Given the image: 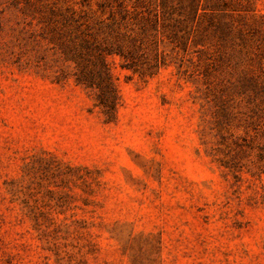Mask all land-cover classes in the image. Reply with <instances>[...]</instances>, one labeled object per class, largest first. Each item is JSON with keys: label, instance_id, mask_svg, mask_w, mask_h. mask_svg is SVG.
Listing matches in <instances>:
<instances>
[{"label": "rangeland", "instance_id": "374dc122", "mask_svg": "<svg viewBox=\"0 0 264 264\" xmlns=\"http://www.w3.org/2000/svg\"><path fill=\"white\" fill-rule=\"evenodd\" d=\"M0 264H264V0H0Z\"/></svg>", "mask_w": 264, "mask_h": 264}, {"label": "trees", "instance_id": "16d2710c", "mask_svg": "<svg viewBox=\"0 0 264 264\" xmlns=\"http://www.w3.org/2000/svg\"><path fill=\"white\" fill-rule=\"evenodd\" d=\"M90 75L91 73L87 74L86 72H82L77 78L78 83L86 86L87 88L99 89V100L101 105L106 108L107 114H113L116 112L118 94L116 87L113 84L109 69L107 68L105 80H102V82H95V80H93L94 78Z\"/></svg>", "mask_w": 264, "mask_h": 264}]
</instances>
